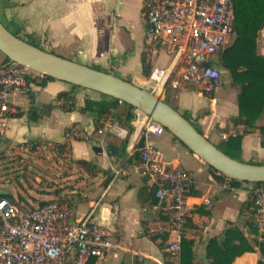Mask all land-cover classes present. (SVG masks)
<instances>
[{
	"label": "crops",
	"instance_id": "crops-1",
	"mask_svg": "<svg viewBox=\"0 0 264 264\" xmlns=\"http://www.w3.org/2000/svg\"><path fill=\"white\" fill-rule=\"evenodd\" d=\"M143 6L144 0H0V19L25 41L151 90L150 75L154 68L170 66L172 57L163 48L148 47ZM257 49L264 55V28ZM219 59L215 64L222 71V84L212 94L188 86L168 87L161 96L216 145L226 146L228 139L222 135L231 130L243 134L242 151L235 152L234 158L264 164V115L252 129L232 122L239 115L241 86L234 83L228 69L219 66ZM5 60V55L0 54V62ZM33 83L32 93L15 98L20 115L0 121V153L29 152L20 148L24 143L36 144V148L42 143L54 144L59 152L66 149L69 160L67 173L60 179V189L55 193L34 194L42 196L41 200L68 203L76 218L92 212V219L105 225L116 243L106 253L107 264L163 261L165 244L172 236V214L165 205H159L155 183L139 171V158L128 157L135 142L141 143V134L133 132L128 140L107 129L104 134L99 133V128H105L101 124L103 118L118 121L112 114H101L96 106L86 109V104L109 101L105 94L57 79L45 85ZM61 93H68L74 99L72 109L57 104ZM38 103L48 107L42 108ZM119 125L126 129L124 123ZM71 126H78L90 139L67 140L65 134ZM153 143L160 161L196 174L197 182L191 194L196 208L184 237L193 242L194 264H211L222 253L227 231L233 228L244 233L255 251L237 256L232 264H259L262 254L256 241L260 242L264 233L247 218L254 183L234 184L218 176L167 130L154 135ZM98 147L103 151L96 150ZM80 161L89 162V166ZM206 197L211 198V205L203 203ZM95 260L92 257L85 264H95Z\"/></svg>",
	"mask_w": 264,
	"mask_h": 264
},
{
	"label": "built area",
	"instance_id": "built-area-1",
	"mask_svg": "<svg viewBox=\"0 0 264 264\" xmlns=\"http://www.w3.org/2000/svg\"><path fill=\"white\" fill-rule=\"evenodd\" d=\"M143 14L148 47L163 48L172 57L170 66L154 68L150 91L161 96L168 87L192 86L206 95L215 92L223 79L215 62L239 34L235 0H144ZM27 75L39 81L46 78L19 63H0V121L19 115L15 98L34 91ZM57 104L69 107L75 101L60 97ZM135 112L134 132H139L145 143L140 146V140L136 141L128 157L139 153V171L155 183L159 205H165L172 214V236L164 247L166 257L158 264H182V240L196 208L191 202L196 174L159 160L153 137L163 134L166 128L146 113L138 109ZM101 124L105 128H99L100 134L107 129L130 140L129 130L113 119L103 118ZM236 135L238 132L231 130L222 137ZM65 136L67 140L90 139L78 126H71ZM20 148L31 150L33 144L24 143ZM203 203L211 205L212 200L206 197ZM247 218L264 233V183L254 184ZM115 247L109 229L94 221L92 212L76 218L70 205L61 200L29 207L0 193V264H85L92 257L95 264H107L106 253Z\"/></svg>",
	"mask_w": 264,
	"mask_h": 264
},
{
	"label": "water",
	"instance_id": "water-1",
	"mask_svg": "<svg viewBox=\"0 0 264 264\" xmlns=\"http://www.w3.org/2000/svg\"><path fill=\"white\" fill-rule=\"evenodd\" d=\"M0 51L9 62L32 71L122 100L161 123L191 151L217 171L245 182H264V164L239 160L227 154L162 96L114 73L57 55L12 33L0 19ZM42 108L48 107L38 103ZM40 113H44L40 110ZM142 139L140 146H143ZM96 150L103 151L102 147ZM112 151V149H111ZM114 151V149H113ZM112 151V152H113Z\"/></svg>",
	"mask_w": 264,
	"mask_h": 264
},
{
	"label": "trees",
	"instance_id": "trees-1",
	"mask_svg": "<svg viewBox=\"0 0 264 264\" xmlns=\"http://www.w3.org/2000/svg\"><path fill=\"white\" fill-rule=\"evenodd\" d=\"M235 25L238 29V37L220 56L219 66L228 69L232 74L234 83L241 86L240 93L238 94L240 111L239 115L232 119V122L236 125H245L246 128L252 129L256 127L257 120L264 115V55L259 54L257 49L258 38L261 30L264 28V0H235ZM5 62H9L7 57ZM146 74L150 75L147 69ZM27 78L29 81L41 85H45L49 80H55V78L49 76H46L41 81L33 79L29 75H27ZM60 97L70 96L68 93H61ZM74 106L75 104H72L69 107L63 108L70 110ZM93 106H96L101 114H112L119 123H124L130 135L134 132V122L136 119V108L134 106L125 102L121 104L119 99L112 97H110L109 101H87L86 109H91ZM35 115H37L36 111L34 112ZM242 139L243 134L231 136L225 142L226 146H217L227 154L235 157V152L240 153L242 151ZM59 147L65 149L64 145H59ZM33 148H36V144H33ZM134 157L139 158V153L136 152ZM80 163L86 167L89 166V162L87 161H80ZM212 169L215 174L234 184L243 182L239 179L230 178L214 168ZM2 195L14 198L11 192H5ZM235 241H239V243H234ZM256 242L262 254L259 264H264V234L262 235V240ZM213 243L214 241L210 245ZM249 251H255V248L250 245L244 233L238 228L229 229L222 253L217 255L211 264H232L237 256H241ZM193 261V242L183 239L182 264H194Z\"/></svg>",
	"mask_w": 264,
	"mask_h": 264
},
{
	"label": "rangeland",
	"instance_id": "rangeland-1",
	"mask_svg": "<svg viewBox=\"0 0 264 264\" xmlns=\"http://www.w3.org/2000/svg\"><path fill=\"white\" fill-rule=\"evenodd\" d=\"M0 54L3 53L0 51ZM68 160L66 149L59 152L54 144L45 143L29 152L0 153V193L11 192L15 199L29 207L40 205L48 200H41L42 196L36 194L55 193L60 189V179L67 173Z\"/></svg>",
	"mask_w": 264,
	"mask_h": 264
}]
</instances>
